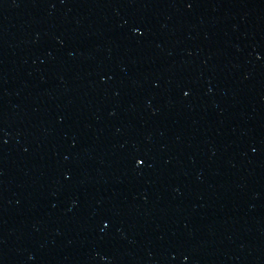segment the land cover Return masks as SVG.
<instances>
[{"label": "water", "instance_id": "obj_1", "mask_svg": "<svg viewBox=\"0 0 264 264\" xmlns=\"http://www.w3.org/2000/svg\"><path fill=\"white\" fill-rule=\"evenodd\" d=\"M0 264H264V0H0Z\"/></svg>", "mask_w": 264, "mask_h": 264}, {"label": "snow or ice", "instance_id": "obj_2", "mask_svg": "<svg viewBox=\"0 0 264 264\" xmlns=\"http://www.w3.org/2000/svg\"><path fill=\"white\" fill-rule=\"evenodd\" d=\"M136 163L140 164V163H142V161L138 159V160H136Z\"/></svg>", "mask_w": 264, "mask_h": 264}]
</instances>
